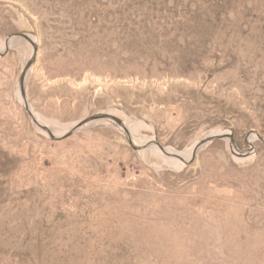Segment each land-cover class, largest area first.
Here are the masks:
<instances>
[{
  "label": "rangeland",
  "instance_id": "rangeland-1",
  "mask_svg": "<svg viewBox=\"0 0 264 264\" xmlns=\"http://www.w3.org/2000/svg\"><path fill=\"white\" fill-rule=\"evenodd\" d=\"M13 6L0 264H264V0Z\"/></svg>",
  "mask_w": 264,
  "mask_h": 264
},
{
  "label": "crops",
  "instance_id": "crops-1",
  "mask_svg": "<svg viewBox=\"0 0 264 264\" xmlns=\"http://www.w3.org/2000/svg\"><path fill=\"white\" fill-rule=\"evenodd\" d=\"M15 1L0 0V100L10 99L15 94V79L20 71L19 63L14 60L17 44L14 35L16 31L25 35L30 25L28 18L13 6ZM8 38L11 39L7 43Z\"/></svg>",
  "mask_w": 264,
  "mask_h": 264
},
{
  "label": "water",
  "instance_id": "water-1",
  "mask_svg": "<svg viewBox=\"0 0 264 264\" xmlns=\"http://www.w3.org/2000/svg\"><path fill=\"white\" fill-rule=\"evenodd\" d=\"M22 37H27L26 35H21ZM11 38H8L7 39V43L9 42V40H10ZM27 66H29V63L27 64ZM27 68V67H26ZM26 68H25V70L23 71V73H22V77H21V87H22V85H23V81H24V77H25V74H26ZM23 93V92H22ZM28 111H29V109H28ZM30 115H31V117L32 118H34V116H33V114L31 113V111H30ZM100 120H107V121H113V122H115V124L116 125H118L119 127L120 126H122V121L121 120H119L117 117H115V116H113V115H111V114H109V113H105V114H99V115H95V116H92L91 117V119H89L88 120V122H93V121H100ZM37 122V121H36ZM38 125L41 127V128H43L42 130L44 131V132H46L48 135H49V137L51 138V139H56V140H59V139H63V138H66L67 137V135H62V136H60V137H55V135H53V133L51 132V130L48 128V127H46V126H43V125H41V124H39L38 123ZM76 130V126L70 131V132H73V131H75ZM227 136V135H226ZM222 136H216V137H214V138H221ZM262 141L264 142V139H262ZM193 157H194V155H193ZM192 157V158H193ZM192 158H191V160H192ZM190 160V161H191ZM189 161V162H190Z\"/></svg>",
  "mask_w": 264,
  "mask_h": 264
},
{
  "label": "bare ground",
  "instance_id": "bare-ground-1",
  "mask_svg": "<svg viewBox=\"0 0 264 264\" xmlns=\"http://www.w3.org/2000/svg\"><path fill=\"white\" fill-rule=\"evenodd\" d=\"M106 121H107V120H106ZM95 122H102V123H105V121H102V120H100V121H94L93 123H95ZM120 127L124 129L123 124H122V126H120ZM50 129L53 131V130H54V129H53V126H51ZM124 130H125V129H124ZM125 131H126V130H125ZM223 135H227V133L219 131V132H217V133L215 132V136H214V137H216V136H223ZM226 139H227V137H226ZM190 155H191V151H188L185 155L179 154L178 158H179V157H181V158L184 157V160H186V159H188V158L190 157ZM192 156H193V155H192Z\"/></svg>",
  "mask_w": 264,
  "mask_h": 264
}]
</instances>
